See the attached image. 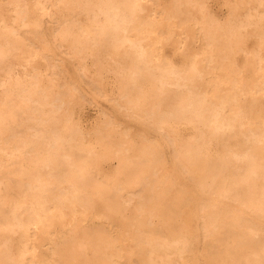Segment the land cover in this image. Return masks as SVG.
Here are the masks:
<instances>
[{"label":"bare ground","instance_id":"6f19581e","mask_svg":"<svg viewBox=\"0 0 264 264\" xmlns=\"http://www.w3.org/2000/svg\"><path fill=\"white\" fill-rule=\"evenodd\" d=\"M226 12L209 0H0V264H264V0ZM48 46L101 91L112 72L105 96L143 132L108 112L76 125L79 82L58 84Z\"/></svg>","mask_w":264,"mask_h":264},{"label":"rangeland","instance_id":"374dc122","mask_svg":"<svg viewBox=\"0 0 264 264\" xmlns=\"http://www.w3.org/2000/svg\"><path fill=\"white\" fill-rule=\"evenodd\" d=\"M161 1L163 3L167 2V0H161ZM234 1H236V0H209V4L211 6V9L219 17L221 16L220 18H223L227 14L226 11L228 10V4L232 3ZM6 14H8V13L6 12ZM47 19L44 20V22L46 23V24L44 23V26L46 28H50L52 26L51 24H53V23H52V21H50V19L49 20H47ZM81 20H83V19H81ZM250 41L253 42V38H251ZM189 45H190V47H192L193 43H191ZM254 46H255L254 42L250 43V49L254 48ZM47 48H48V52L51 53V56L49 58V60L51 59V61H52L51 65H53V63H59L60 64V66H58L56 68V70H58L57 73H56V70L53 69V66L51 67V65H49L51 67V69L49 68V70H51V71H48L49 76H51L52 72H53V74L56 73L55 77H57L59 74H61V76H62V74H63L62 77L58 76L60 78H58V77L56 78V81L58 82L59 85H60L59 82H61V84L63 85L65 83L64 81L66 80L67 77L69 79V80L68 79L67 80L69 81L70 85L74 86V84H76L75 82H77V81L79 82V84H78L79 86L77 88V91H75V94H77L76 96H79L80 99L81 98L82 99L78 100V97H75L76 100H78L80 102H76L78 104H75V106H73L74 104H72V106L75 108L76 117H77L74 120V122H76V125H79L78 122L80 121V124H82L86 128H92V126H94V124L99 122L100 119L105 118L103 116L104 112H106V113L108 112V113L113 114L114 117L116 118V120L120 123V126H119L120 130H128L130 132V134L134 137H138L143 132L142 127L140 126V124L137 121H134V120H132L126 116L118 115L115 112V110L113 109L112 103H111L110 99L108 98V96H105V93H107L106 95H108V94L110 95V93H113V91L111 90L112 85H110V82L113 80V77H114V74L112 72H104L102 74V76L104 78H101L100 75L97 76L96 65L91 61V57H93V56H90L88 58L87 64H88L90 76L92 75V76L98 77L99 82L104 87V89H102V91H101V89L97 85V83L93 82L87 75L84 74L83 71H81V72H83V76L81 75L82 73L80 72V70L78 68L77 62H75V60H73V59H70L68 57V55L63 51L62 48L51 47V46H48ZM165 51L169 57L175 59L178 63H183L184 59L186 58V51H183L181 49H177L174 42L170 41L168 44H166ZM48 57H47V59H48ZM102 59H103L102 63H104L106 65L114 64L113 60L109 56H104ZM49 60H48V64H50ZM238 60L240 63L242 62V56L241 55H238ZM42 61L44 62L43 59L41 61H36L34 69H36V70L40 69V67L42 66ZM59 67H61V68L59 69ZM62 68H65L69 74L68 73L66 74L64 72L65 73V75H64V73H62L63 72ZM53 74H52V77H54ZM79 75L81 76V79H80ZM84 78H86V79H84ZM82 80H84V81H82ZM85 80H89L90 83L93 84V86H92V84L88 83V81L86 82ZM68 81H66V82H68ZM98 88L100 90L97 91ZM78 89H79L80 93H81V91H83V93L80 94ZM99 92H101V93H99ZM102 92L104 95L102 94ZM82 94L84 95V98L82 97L83 96ZM76 100H73V102H75ZM102 120H104V119H102ZM102 120H100V121H102ZM180 130L185 135L189 134V127L186 125H182L180 127ZM152 135L155 138L160 136L159 132L156 133V131H152ZM114 163H115L114 161L112 163L108 162L106 165L107 166H109V165L114 166L115 165ZM188 211H189V209H188ZM190 217H192V213H190ZM91 223H94V222L92 221V222H90V224ZM189 226L192 227V225H189Z\"/></svg>","mask_w":264,"mask_h":264}]
</instances>
